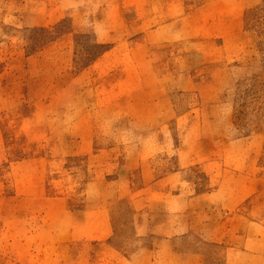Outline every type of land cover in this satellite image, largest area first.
<instances>
[{"label":"rangeland","instance_id":"rangeland-1","mask_svg":"<svg viewBox=\"0 0 264 264\" xmlns=\"http://www.w3.org/2000/svg\"><path fill=\"white\" fill-rule=\"evenodd\" d=\"M189 224L200 264H264V0H0V264Z\"/></svg>","mask_w":264,"mask_h":264},{"label":"crops","instance_id":"crops-1","mask_svg":"<svg viewBox=\"0 0 264 264\" xmlns=\"http://www.w3.org/2000/svg\"><path fill=\"white\" fill-rule=\"evenodd\" d=\"M193 211L195 212L196 210L189 208L186 209L184 213L185 215H187V217L190 216L191 217L190 219H192V217H194ZM193 229L194 226L191 224L187 226V230H183L182 232H176L174 234H164L157 232L154 229H150L149 234L156 233L158 235V236H154V243H156V246L150 249L146 247L135 249L132 252V254L129 255L128 260L129 261L135 260L134 258L139 255V258L136 259L138 261V264H147V260L148 261L151 260L150 253H154V255H157L161 250H163V246L166 245L169 246L170 254L175 256L178 264H200L202 260L200 258V254L198 253V251H195V248L193 247L188 249L187 248L188 244L185 245L186 243L190 242V241L188 242L189 237L191 236L198 237L195 230ZM205 239H207L210 243L218 242L221 240L220 238L218 240V236L215 235ZM134 263L135 262H133V264Z\"/></svg>","mask_w":264,"mask_h":264}]
</instances>
